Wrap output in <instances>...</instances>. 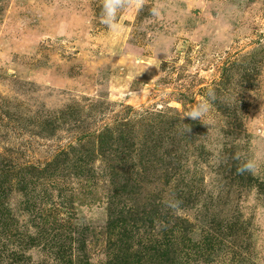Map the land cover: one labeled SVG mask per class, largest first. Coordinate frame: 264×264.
Segmentation results:
<instances>
[{"label": "rangeland", "instance_id": "1", "mask_svg": "<svg viewBox=\"0 0 264 264\" xmlns=\"http://www.w3.org/2000/svg\"><path fill=\"white\" fill-rule=\"evenodd\" d=\"M101 11L0 0V264H264V0Z\"/></svg>", "mask_w": 264, "mask_h": 264}, {"label": "clouds", "instance_id": "2", "mask_svg": "<svg viewBox=\"0 0 264 264\" xmlns=\"http://www.w3.org/2000/svg\"><path fill=\"white\" fill-rule=\"evenodd\" d=\"M147 0H102V11L100 15L101 23L107 26L109 29L118 28L119 14L126 8L135 7L140 10L144 7ZM153 14H156V9L154 8ZM216 97L214 93L209 92L206 98L199 102L193 107L189 112L188 116L191 119H198L203 121L209 112L212 103L215 101ZM190 129L188 128L187 131ZM240 157V153H237L236 158ZM238 172H250L253 175L259 172V163L256 159H247L242 162L241 166L237 169Z\"/></svg>", "mask_w": 264, "mask_h": 264}]
</instances>
